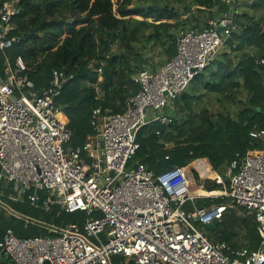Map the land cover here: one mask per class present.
Listing matches in <instances>:
<instances>
[{"label":"built area","instance_id":"obj_1","mask_svg":"<svg viewBox=\"0 0 264 264\" xmlns=\"http://www.w3.org/2000/svg\"><path fill=\"white\" fill-rule=\"evenodd\" d=\"M258 1L223 0L229 9L206 27L182 29L175 57L155 73H139V92L126 99L124 113L96 109L94 133L76 148L57 104L66 74L54 71L49 86L37 90L23 76L20 60L7 61L5 75L0 74V207L24 204L46 213L58 207L67 215L84 212L86 218L82 225L57 226L58 211L46 237H19L8 230L0 242V264L3 257L5 264H113L117 256L125 259L121 264H264V148L236 154L215 196L193 195L181 166L157 174L140 160L132 162L140 149L139 132L156 123L173 124L177 101L241 33L245 6ZM20 2L6 0L0 9V52L13 46L12 19L21 13ZM257 64L264 65V59ZM250 137L264 144V129L255 127ZM200 199L212 204L198 205ZM230 207L255 217L257 249L233 252L197 228V223L221 222Z\"/></svg>","mask_w":264,"mask_h":264},{"label":"trees","instance_id":"obj_2","mask_svg":"<svg viewBox=\"0 0 264 264\" xmlns=\"http://www.w3.org/2000/svg\"><path fill=\"white\" fill-rule=\"evenodd\" d=\"M5 1L0 0V9ZM196 3L203 8L198 9L200 15L193 14L182 29L206 27L209 19L229 9L223 0H196ZM19 6L21 13L12 19L13 46L0 52V74L5 75L8 60L12 65L20 60L25 67L23 76L41 90L49 86L54 71L64 72L67 81L57 104L70 119L73 131L70 146L74 148L83 146L94 133L92 121L96 109L124 113L126 99L139 92L135 82L139 73L147 68L155 73L176 55L178 28L182 26L178 22L180 14L173 8L151 5V0H21ZM251 7L262 11L261 16L254 18L243 13L239 18L241 33L230 38L177 101L190 112L188 118H181L184 129L176 124V110L169 126L175 128L176 135L166 133V127L158 123L143 128L138 134L140 149L132 162L140 160L157 174L181 166L188 174L192 192H213L223 186L207 178L201 185L197 161L207 160L211 171L223 172L222 167L229 165L236 154L264 148V144L252 143L250 137L255 127L264 129V65L257 64L258 59H264V0ZM214 8L216 12L212 11ZM174 19L177 21L174 24L168 22ZM157 48L165 58L155 63L149 55ZM252 50L256 53L252 54ZM205 97H213L221 104L230 102L235 106V115L215 114L207 109L196 113V106ZM147 128H152V133L142 137ZM157 131H161V137L156 135ZM173 140L177 145L165 148V143ZM207 201L200 199L198 204H209ZM216 201L222 200H213ZM235 210L239 214L244 212L230 207L224 220L234 215ZM10 218L0 207V242L8 230L19 237L32 235L30 228L20 231L13 228ZM78 224L82 225V221ZM220 242H226L233 252L243 247L257 249L260 236L255 217H239L236 228ZM116 258L120 263L125 260L117 256L113 264L117 263Z\"/></svg>","mask_w":264,"mask_h":264},{"label":"rangeland","instance_id":"obj_3","mask_svg":"<svg viewBox=\"0 0 264 264\" xmlns=\"http://www.w3.org/2000/svg\"><path fill=\"white\" fill-rule=\"evenodd\" d=\"M152 4L156 5V7L173 8L180 14V16L178 18V22H180V24L182 26H180L178 28V34H180L179 32H181L183 26H185L190 20L193 19V17H194L193 14H195L196 16L200 15V13H198V9L202 8V7L195 5V4H197L196 0H151V5ZM216 10H217V8H214L212 11L216 12ZM243 10H244L245 14H249L248 16H252L254 18H258L263 13L260 10H252L251 6H247V7L245 6V8ZM130 17L134 18L136 20H144V18L140 17V16H130ZM247 19L248 18H245V20H247ZM147 20L149 22H153L152 19H147ZM161 22L162 21H159L158 23H161ZM168 22L174 24L177 21L174 19V20H169ZM116 48H118V47H116ZM118 50H120V49L118 48ZM251 52H252V54L256 53L255 50H252ZM218 55H219V53L217 54V56ZM149 56L153 60H155V63H157V62L161 61L163 58H165V55H163V52H161V50L159 48L155 49L153 52H150ZM146 70H148V68ZM239 98L243 99L245 97H239ZM175 109H176L175 120L177 121L176 124L180 125L181 129H184L185 126H183V121L181 120V118L182 117L188 118L190 112L188 109H184V104L182 102L178 103L176 105ZM201 109L202 110L207 109L210 112L215 113V114L218 112H227L230 115H235L234 114L235 113V106L234 105H232L230 102H225V103L221 104L220 102L216 101L215 98H213V97L203 98V100L196 106V109H195L196 113L200 112ZM62 115H63L65 120L70 122L68 115L64 111L62 112ZM60 117L63 118L62 116H60ZM165 129H166V133L168 132V133H172L174 135L177 134V132L173 131V130H175L174 127H173V130L170 127L169 128L166 127ZM153 131H155V130H153ZM151 133H152V128H147L143 131L142 137H145V136L149 137V135ZM153 134H154V132H153ZM182 137H184V136H182ZM176 138H178V137H176ZM182 139L183 138H178L177 140H182ZM145 141H147V140H145ZM176 142L177 141H175V140H173L169 143H165L164 141H162V143H165V148H167V147L172 148L173 146H176L177 145ZM196 165L198 167V170L201 171L202 177L200 180V184L204 185L205 181H206L205 178L210 180L211 183L212 182L218 183L219 178L225 177V174L229 170L230 164L225 165L224 168L222 167L223 172H221V170L211 171L210 170L211 165H209L207 160L197 161ZM207 202L209 203V204H205L207 206H210L212 204V202L210 200ZM215 203H217V201ZM197 204H198V200H197ZM58 211L61 212L58 207H55L53 213H46V211H44L42 209H34V208H31V207L24 205V204H18V205L11 204L5 208V212L7 213V215L9 217H11L10 218L11 226L13 228H16L18 231L30 228L29 231L32 233V235L29 237H34V236L46 237L47 235H50V234H47V232L51 233L50 228L53 224V219L57 218L56 213ZM61 213H62V218H57V221H56L57 226H60L63 222L71 223V222H81L82 221V224H83V222L86 218V213H84V212H77L76 215H67L63 212H61ZM241 214H239L238 210L237 211L235 210L234 215H231L229 219L226 218L224 220V218H225L224 217L221 222L216 221V223L214 225H216V224L217 225L213 229L209 228L208 226H203L200 223H197L196 226L201 231V233L205 235V237L209 241L220 242V241H223L224 237H227L229 235V233L236 228L239 217L243 216V218H246V216H244V215H246L245 211ZM34 226L39 228V229H37L35 231V229H33V228H35ZM39 231H41L40 234H38ZM103 240L105 241V238H103ZM114 261H117V258ZM115 264H121V263H120V261H117V263L115 262Z\"/></svg>","mask_w":264,"mask_h":264},{"label":"bare ground","instance_id":"obj_4","mask_svg":"<svg viewBox=\"0 0 264 264\" xmlns=\"http://www.w3.org/2000/svg\"><path fill=\"white\" fill-rule=\"evenodd\" d=\"M61 118V117H60ZM63 120V118H61ZM220 194L219 191H214V192H208V191H198L194 192L193 195H202V196H215Z\"/></svg>","mask_w":264,"mask_h":264},{"label":"water","instance_id":"obj_5","mask_svg":"<svg viewBox=\"0 0 264 264\" xmlns=\"http://www.w3.org/2000/svg\"><path fill=\"white\" fill-rule=\"evenodd\" d=\"M69 153H71V149H69ZM208 227L209 228H214L215 227V225L214 224H210V225H208ZM6 262V260H5V257H3L2 259H1V263L3 264V263H5ZM9 264V263H8Z\"/></svg>","mask_w":264,"mask_h":264}]
</instances>
